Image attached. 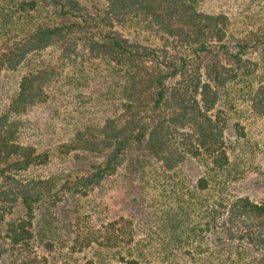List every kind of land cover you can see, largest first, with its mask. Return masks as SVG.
Listing matches in <instances>:
<instances>
[{
  "label": "trees",
  "instance_id": "trees-1",
  "mask_svg": "<svg viewBox=\"0 0 264 264\" xmlns=\"http://www.w3.org/2000/svg\"><path fill=\"white\" fill-rule=\"evenodd\" d=\"M89 1L0 0V73L21 69L0 105V264H264V196L239 191L264 184V30L194 0ZM50 100L59 176L24 138ZM86 196L93 223L71 229Z\"/></svg>",
  "mask_w": 264,
  "mask_h": 264
},
{
  "label": "rangeland",
  "instance_id": "rangeland-1",
  "mask_svg": "<svg viewBox=\"0 0 264 264\" xmlns=\"http://www.w3.org/2000/svg\"><path fill=\"white\" fill-rule=\"evenodd\" d=\"M84 1L87 3L90 2L89 0ZM194 2L198 8L205 11L212 13L222 12L226 14L229 19V27L233 32L236 31L240 33L241 31L249 29L257 32L264 30V0H194ZM34 58L35 57H33L31 64H34L38 59L37 57L35 59ZM20 73V68L15 70H4L0 73V105H5L9 95L12 94L16 79ZM64 91L65 94H67L66 99L69 100V94H72V89L67 86ZM54 103L55 100H50L46 105L33 109L23 117L25 129L27 131V135H25L24 138L27 142L32 143L38 148L47 149L50 156L49 161L43 166L37 167L34 170V173H39L41 175L53 173L52 175L59 176L60 173H64L69 170L70 167L66 166L71 163V160L68 158H73L66 154H56V146L64 142L70 133L68 126L51 114L50 106ZM228 114L232 115V118H234L235 113L228 111ZM249 134L252 139L258 140L260 146L261 143H264V118L258 122L255 128L250 129ZM22 137L23 136L21 135V138ZM255 153L256 157L253 158V161L258 160L261 163V167L264 169V161L260 156V152L256 151ZM74 160H77L78 162L81 161V158ZM189 166L186 164L183 169L187 175L192 177L196 172V169L193 166ZM185 179L186 181L188 180L187 178ZM240 189L243 190H239L240 192L252 189L250 190L252 192L251 195L256 197L264 196V184L252 187L241 184ZM111 194L113 196L109 199L114 201L116 200V197L114 196L119 195V192L117 193L113 191ZM99 195L103 194L95 192L94 196L98 198ZM89 200L90 198L86 196L84 198H80L78 201H71L67 204L69 212L71 214L73 213V215L77 217V219L74 220L71 229H75L81 225H92L93 221L85 217L86 213H93L90 209ZM74 210L75 212H73ZM90 218L93 219L92 217ZM142 223L144 227L146 224L145 222Z\"/></svg>",
  "mask_w": 264,
  "mask_h": 264
}]
</instances>
